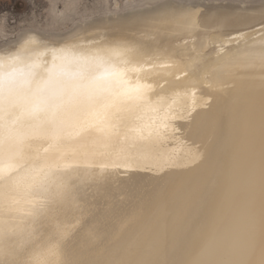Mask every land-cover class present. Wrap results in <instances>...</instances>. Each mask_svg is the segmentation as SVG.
I'll list each match as a JSON object with an SVG mask.
<instances>
[{
	"label": "bare ground",
	"instance_id": "1",
	"mask_svg": "<svg viewBox=\"0 0 264 264\" xmlns=\"http://www.w3.org/2000/svg\"><path fill=\"white\" fill-rule=\"evenodd\" d=\"M48 2L45 22L34 17L16 33L2 16L0 77L23 80L24 63L3 58L30 38L37 43L29 54L61 78L86 74L71 58L53 68L48 50L78 54L73 46L98 41L115 47L114 63L140 69L125 72L130 87L150 86V100L162 98L195 120L172 121L179 131L158 142L148 135L154 114L136 107L108 132L74 124L56 138L37 120L0 113V138L12 134L11 151L0 154V231L12 234L0 251L23 258L56 246L70 257L99 250L111 260L173 264L218 253L257 264L264 250V0ZM191 152L199 154L195 163ZM202 202L210 208L206 221L191 218Z\"/></svg>",
	"mask_w": 264,
	"mask_h": 264
},
{
	"label": "snow or ice",
	"instance_id": "2",
	"mask_svg": "<svg viewBox=\"0 0 264 264\" xmlns=\"http://www.w3.org/2000/svg\"><path fill=\"white\" fill-rule=\"evenodd\" d=\"M2 23L3 18L0 17V24ZM36 43L35 39L25 40L20 51L3 58L9 63H24L26 68L22 81H17L12 76L0 77V113L7 112L10 120L13 116L37 120L44 135L56 138L62 129L74 124H79L87 130L108 132L115 127L111 123L113 119H121V113L129 112L136 107L154 114L153 119L156 123L147 126L148 135L158 142H162L167 137L169 129L173 133L179 131V128L171 123L172 121L195 120L191 111L181 115L173 113L172 104L166 105L162 98L150 100L148 98L150 86L137 83L134 87H130L125 79V72L140 69H128L114 63L109 54L115 50V47L93 41L87 48L80 45L73 46L80 49L78 54L73 53L72 48L48 50L53 58V68L55 61L59 60L63 63L71 58L89 69L86 74L61 78L52 68L45 67L37 57L29 54L35 52L32 46ZM122 50L131 51L127 48ZM98 68H103V71L97 72ZM45 72L46 76L42 74ZM2 119L3 115H0V120ZM136 131L142 134L144 128H138ZM11 148L12 134L9 129L7 135L0 138V154L10 152ZM198 158L197 152H191L188 162L195 163ZM209 213L210 208L206 202L191 207L193 219L199 217L201 221H206ZM198 233L199 227H194L193 234ZM9 234L12 233L0 231V240ZM229 254L235 255V249ZM217 255L218 253H208L185 259L180 264H243L238 259L215 258ZM112 264H173V262L162 258L136 262L121 259L113 260ZM257 264H264V250Z\"/></svg>",
	"mask_w": 264,
	"mask_h": 264
},
{
	"label": "clouds",
	"instance_id": "3",
	"mask_svg": "<svg viewBox=\"0 0 264 264\" xmlns=\"http://www.w3.org/2000/svg\"><path fill=\"white\" fill-rule=\"evenodd\" d=\"M112 261L105 258L99 250L90 253L88 257H70L56 246L43 253L34 252L23 258L0 251V264H112Z\"/></svg>",
	"mask_w": 264,
	"mask_h": 264
},
{
	"label": "rangeland",
	"instance_id": "4",
	"mask_svg": "<svg viewBox=\"0 0 264 264\" xmlns=\"http://www.w3.org/2000/svg\"><path fill=\"white\" fill-rule=\"evenodd\" d=\"M94 0H89L93 2ZM48 0H0V17L6 15L9 20V32L16 33L28 25L34 17L45 22L48 17Z\"/></svg>",
	"mask_w": 264,
	"mask_h": 264
}]
</instances>
